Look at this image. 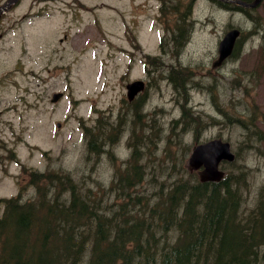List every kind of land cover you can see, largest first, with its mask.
Instances as JSON below:
<instances>
[{
    "label": "rangeland",
    "instance_id": "1",
    "mask_svg": "<svg viewBox=\"0 0 264 264\" xmlns=\"http://www.w3.org/2000/svg\"><path fill=\"white\" fill-rule=\"evenodd\" d=\"M80 1L86 6H76L74 0H25V8L35 15L18 24L16 37L0 39V134L14 143L18 160L13 169L18 172L20 165L38 170L48 167V171L68 169L100 196L103 188L112 185L117 177L114 174L124 172L117 164L127 156L129 129L133 141L140 140L141 168L147 158L156 169L158 181L166 184L173 179L171 166L187 168L195 144L219 137L230 142L238 162L246 169V196L253 206L264 187V57L258 49L264 30L257 35L249 33L253 28L249 17L221 7L214 0L193 4L196 26L180 60L194 71L188 84V88L194 84L188 89V105L200 114L202 126L196 138L189 124L187 128L175 127L177 139L163 150V142L155 141L151 148L156 155L145 158L144 128L138 137L131 122L122 127L117 118L134 120V111L126 102L125 83L145 76L141 56L136 53L134 61L128 59L126 50L131 47L124 36L128 35L126 26L145 52L156 54V0H145L135 13L131 6L139 0H124L127 10L121 9L122 0H104L108 4L101 0ZM96 1L99 4L93 6ZM15 13H21L20 5ZM253 13L264 20V0ZM231 26L241 27L244 38L240 46L237 44L235 56L213 65L217 42ZM27 29L30 37H18L21 30ZM145 81L141 113L153 115L156 110V117L168 126L180 115L176 92L167 80ZM248 86L250 92L243 91ZM53 91L62 92L56 102L50 100ZM101 114L111 123L109 128L116 127L117 142L112 145V159L104 153L95 162L93 156L84 155L83 128L94 125ZM135 118H142L140 112H135ZM255 128L263 138L258 137ZM222 164L224 167L228 163ZM14 190L13 182L3 181L0 185L1 196H10ZM34 193L33 187L24 191L23 201L32 199ZM106 197L112 201L115 194L106 191ZM2 212L0 206V216Z\"/></svg>",
    "mask_w": 264,
    "mask_h": 264
},
{
    "label": "trees",
    "instance_id": "2",
    "mask_svg": "<svg viewBox=\"0 0 264 264\" xmlns=\"http://www.w3.org/2000/svg\"><path fill=\"white\" fill-rule=\"evenodd\" d=\"M252 17L264 24L259 15ZM190 79H172L181 110L168 126L162 125L156 110L153 115L141 113L144 94L129 103L134 111L129 121L144 128L145 158L156 155L151 148L155 141L163 142V150L177 139L175 127L189 124L196 138L202 119L186 106ZM137 111L141 119L135 118ZM104 117L83 128L84 155L95 162L104 153L110 159L115 156L116 127L109 128ZM127 121L117 118L122 127ZM254 132L263 138L257 128ZM139 158L140 153L132 151L118 161L124 172L114 174L112 185L100 196L68 169L27 172V183L35 186L33 198L4 200L0 264H264V187L251 206L246 169L237 156L224 166L219 181H202L197 172L174 164L167 184L158 181L147 158L141 168ZM106 191L115 199L110 201Z\"/></svg>",
    "mask_w": 264,
    "mask_h": 264
},
{
    "label": "flooded vegetation",
    "instance_id": "3",
    "mask_svg": "<svg viewBox=\"0 0 264 264\" xmlns=\"http://www.w3.org/2000/svg\"><path fill=\"white\" fill-rule=\"evenodd\" d=\"M7 1L8 0H0V39L16 37L15 33L17 32V28H20L18 24L23 23L27 17H33L35 15L29 10V8H25V0H14L9 4H7ZM35 1L44 2L47 0ZM74 1L76 2L75 5L77 6V1L80 0ZM196 1L198 0H156V4L154 5L156 8L154 10L153 18L156 27L161 29V34L159 30L156 29V47L158 48V51L151 62L155 65V67L151 69L145 67L144 65V80L156 78L157 76L158 78L167 80L171 84L174 91L177 92V88L174 87L172 79L178 76H188V73L185 70H182V66L185 65L181 63L180 57L183 54L184 47L190 40L189 38L191 31L196 26V20L192 16V7ZM214 1H216L219 6L236 10L245 17H250L249 14L251 11L249 9H257V7L241 5V3L237 0ZM94 4H97V1ZM19 5L21 7V13L16 14L15 10ZM133 6H131V11L134 13L138 12L140 8L142 9L143 7V0H139V2L133 4ZM121 9L127 10L124 0L121 1ZM92 10H94V8H92ZM133 25H135V22H133ZM126 29L128 30V35L125 34L124 36L131 49L126 50L125 47H121L120 50H126L129 61H134L135 54L138 53L141 56L142 63H145V60L147 59L145 51L141 47L140 43L136 40L134 34L130 31L129 26H126ZM27 35L28 29L21 30L18 37H27ZM146 63L149 64V61L147 60ZM135 78L139 79V77H134L132 79ZM139 93L140 95L143 94L141 92ZM138 97L139 96H137V98ZM1 112L2 110L0 108V116ZM128 133L129 140L126 142V147L128 150L126 153V158L130 156L132 151L140 153V140L138 139V141L135 143L133 141L132 132L130 129ZM137 134L138 137H141L142 132L138 130ZM16 160H18V158L14 143L6 136L0 134V185L3 181H7L8 183L13 182L15 188L12 195H0V198H11L21 201L26 196L23 194L24 191L32 187L31 184L27 183V172L32 171V169L28 168V166L20 165L19 171L16 172L15 169H13V166L16 164ZM4 193L9 194L6 191H4ZM0 206L4 207L2 200H0Z\"/></svg>",
    "mask_w": 264,
    "mask_h": 264
},
{
    "label": "water",
    "instance_id": "4",
    "mask_svg": "<svg viewBox=\"0 0 264 264\" xmlns=\"http://www.w3.org/2000/svg\"><path fill=\"white\" fill-rule=\"evenodd\" d=\"M13 0H8L9 4ZM260 0H253L247 4L256 5ZM241 2V1H239ZM244 3V2H241ZM5 6V5H4ZM238 35V29L227 31L218 43V59L215 64L222 61L229 55L232 50L234 41ZM144 88L143 80H134L126 85L127 95L131 99L139 90ZM61 92H53L51 101H56L60 97ZM59 126V122L56 123ZM235 159V153L231 149L230 142L222 138H211L204 142L194 145L188 156L189 169H201L198 171L200 180L219 181L225 174L224 169L220 167L223 161L231 162Z\"/></svg>",
    "mask_w": 264,
    "mask_h": 264
},
{
    "label": "bare ground",
    "instance_id": "5",
    "mask_svg": "<svg viewBox=\"0 0 264 264\" xmlns=\"http://www.w3.org/2000/svg\"><path fill=\"white\" fill-rule=\"evenodd\" d=\"M186 232H187V231H186ZM188 232H189V231H188ZM184 236H185V235H184ZM187 236H188V235H187ZM187 236H186V237H187ZM189 237H190V236H189ZM205 237H206V236H205ZM183 239H184V238H183ZM185 239H186V238H185ZM185 241H186V240H185ZM180 242H181V241H179V243H180ZM207 243H208V242H207ZM216 243H217V242H216ZM192 246H193V245H192ZM201 246H202V245H201ZM179 247H180V246H179ZM198 248H199V247H198ZM199 249H200V248H199ZM199 249H198V250H199ZM198 250H197V251H198ZM193 251H194V250H193ZM202 252H203V250H202ZM213 255H214V254H213ZM215 256H216V255H215ZM215 256H213V257H215ZM208 257H209V256H208Z\"/></svg>",
    "mask_w": 264,
    "mask_h": 264
}]
</instances>
